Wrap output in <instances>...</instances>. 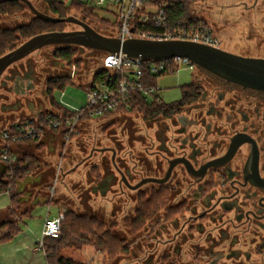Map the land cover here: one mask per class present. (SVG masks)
I'll return each mask as SVG.
<instances>
[{
  "label": "flooded vegetation",
  "instance_id": "flooded-vegetation-1",
  "mask_svg": "<svg viewBox=\"0 0 264 264\" xmlns=\"http://www.w3.org/2000/svg\"><path fill=\"white\" fill-rule=\"evenodd\" d=\"M219 9L239 53L221 49L264 60V0ZM22 60L0 78L1 123L23 118L54 78ZM197 72V97L158 114L115 113L100 131L106 139L79 160L92 172L80 198L97 200L95 218L122 242L126 253L114 259L124 264H264V90Z\"/></svg>",
  "mask_w": 264,
  "mask_h": 264
},
{
  "label": "built area",
  "instance_id": "built-area-1",
  "mask_svg": "<svg viewBox=\"0 0 264 264\" xmlns=\"http://www.w3.org/2000/svg\"><path fill=\"white\" fill-rule=\"evenodd\" d=\"M88 8L112 11L119 24L117 33L112 36L121 41L142 39L150 41H187L220 48L219 39L203 21L192 26L169 28L166 24L164 9L167 3L162 0H75ZM112 7V9H110ZM135 22V23H134ZM136 24L150 26L144 30L134 28ZM99 68L93 77L105 73L106 77L93 83V77L86 91V101L79 108H64L69 113L54 109L43 114L29 115L15 120L0 130V163L5 167L14 166L18 158L12 152V145L24 142H38L46 129L64 133L63 150L80 135V124L84 120H100L115 113H127L131 110L130 101L135 97L146 103L161 104V89L158 86L160 76L169 71L178 72L181 67L197 73L193 63L185 57L175 56L168 59L148 60L132 58L121 51L114 55L103 52ZM93 84V86H91ZM51 188V194L54 192ZM63 214L51 220H45L42 226V238L38 249H43L45 238L57 239L61 232Z\"/></svg>",
  "mask_w": 264,
  "mask_h": 264
},
{
  "label": "trees",
  "instance_id": "trees-1",
  "mask_svg": "<svg viewBox=\"0 0 264 264\" xmlns=\"http://www.w3.org/2000/svg\"><path fill=\"white\" fill-rule=\"evenodd\" d=\"M199 0H162L167 3V7L164 9L166 24L169 28H177L183 26L197 25L203 23L202 20L192 17L190 15V5ZM51 13L57 19H65L70 16L72 11H76L81 14L84 19H89L98 23L106 24L117 28L119 25L117 21L113 23L108 22L105 19L100 18L95 10L88 8L83 4H80L73 0L69 7L64 6L63 3L58 0H45ZM22 9V5L18 2H6L0 6V13L14 14ZM135 23V22H134ZM65 23H50L41 19L31 20L27 25L16 29H0V57L4 54L14 50L16 48L12 36H19L24 40H28L36 35L49 32H62L64 30ZM134 28H141L144 30L150 29V26H141L136 24ZM61 62H67L72 64V57L74 56V50L71 48L58 50L55 53ZM76 63V62H75ZM174 71H169L160 76V78L173 75ZM106 77L105 73L99 72L93 77V83L103 80ZM72 85L68 77H54L47 83V96L49 98L50 105L53 109L61 110L65 114L69 112L59 105L54 97L53 92H62L65 88ZM93 86V84L91 85ZM199 88L194 85L185 86L181 90L180 101L166 105L165 103L154 104L146 103L142 98H133L129 105L131 110L126 114L132 113H153L158 114L167 110L173 109L177 104L184 103L190 98L198 96ZM38 164V159L33 155H25L14 166L6 167L3 175V180L0 181V194L9 193L12 209L16 206V197L11 192L15 182L21 181L25 176L31 174ZM3 229L8 230L6 236L1 235ZM13 233L11 224H5L0 227V243L8 241ZM93 248L98 252L103 260H109L114 258L118 254L126 253L122 242L114 238L109 229H106L103 223L97 218L91 217L87 214L79 215L73 211H66L63 214V220L61 222V232L57 239L45 238L43 241V251L46 255L47 264H86L84 262L76 261L70 256L63 254L66 250H81L83 248Z\"/></svg>",
  "mask_w": 264,
  "mask_h": 264
},
{
  "label": "crops",
  "instance_id": "crops-1",
  "mask_svg": "<svg viewBox=\"0 0 264 264\" xmlns=\"http://www.w3.org/2000/svg\"><path fill=\"white\" fill-rule=\"evenodd\" d=\"M29 22L25 24H28ZM56 63L58 65L62 64L59 63V61L55 62V64ZM98 68L94 71L92 70L90 77H88V81L83 83L84 85L80 86L74 83H72V85L79 86L87 91L88 85L92 80L93 73L97 71ZM76 75L77 71L73 70L71 77H75ZM56 77H62V75ZM67 88H65L62 92H53V97L59 105H62L65 108L73 109L79 108L85 103L81 104L69 98L66 95ZM45 105H48L50 108L48 110L45 109ZM52 110L54 109L51 107L49 98L46 95L40 102L32 104L28 108V111L23 113L21 117L23 115L43 114ZM113 115L104 118L103 122L105 121L106 123L111 120ZM15 120H18V118ZM93 121L94 120H84L81 122L80 131L82 134L84 132H90L91 128L94 127V122H100V120ZM11 122L12 121L0 122V130L4 126L9 125ZM98 123H96V127ZM74 142L75 141L73 140L71 145L63 150L64 133L62 131H52L50 129H46L43 132L42 138L38 142H24L12 145V152L18 160L25 155H33L38 159V164L31 174L25 176L21 181L15 182L11 191L16 197L15 208L12 209L11 207L9 193L0 194V196H5L7 198L4 202L5 204L0 206V227L5 224H11L13 229L11 238L8 241L0 243V264H47L46 255L43 249H38V243L41 241L42 234L41 237L37 236V232L32 225L33 223L31 224V219L33 213L42 208L45 212L43 218L39 219V221H41L42 229L45 220H51L59 214H64L67 211L62 207V202H64V200L55 198L58 192L56 190L57 183L60 181L62 185L61 190H64L66 186L65 184L68 183L69 178L75 173H78L80 170V172H82V176H80L79 179L80 181H84L86 179L88 180L92 176V172L89 173L88 168H85L83 164L80 165L79 163V160L84 156V154H86L84 147L82 149L81 146L78 145V151L74 152V148L72 147ZM1 166H3L4 169L1 171L0 181L4 179L3 175L6 170L4 164L0 163V167ZM66 168L67 170H65ZM53 186H55L54 192L51 194V188ZM90 199H92V197H90ZM84 206L87 209L89 208V211L92 212L91 214H87V212L84 214L98 218L94 209H92L94 208L93 205L88 202ZM7 234V229H3L1 231L2 236H6ZM85 249L87 252L84 254H91V257L84 263L92 264L96 258H102L101 255L93 248L86 247Z\"/></svg>",
  "mask_w": 264,
  "mask_h": 264
},
{
  "label": "rangeland",
  "instance_id": "rangeland-1",
  "mask_svg": "<svg viewBox=\"0 0 264 264\" xmlns=\"http://www.w3.org/2000/svg\"><path fill=\"white\" fill-rule=\"evenodd\" d=\"M58 1L63 3L64 6L66 7H69L73 2V0H58ZM33 2L39 11L43 12L47 10L46 5L44 4L43 0H33ZM222 2L223 0H199L197 2H194L190 5V8H189L190 15L192 17H195V18H198L204 21L205 23H207V25L212 30H214L213 33L219 39L220 48L229 50L234 53L236 52L239 53V51H237L238 50L237 47L234 46V41H235L234 32L229 33L228 30L227 32H224V30H222V28L219 27L220 26L219 17L221 15V10L219 9V6ZM98 9H104V8H98ZM98 9H95V13L100 18L105 19L110 23H113L115 21L114 14L112 13V11L110 10L101 11ZM110 9H112V7ZM70 15L75 16L76 18L80 20H83L90 27H92L94 30H96L97 32L101 34L112 36L117 33L116 28L110 26V24H108L109 26L107 27L106 24L98 23V22H95L89 19H84L83 16L77 13L76 11H72ZM34 19H37V18L28 10V8L22 7L20 11H17L16 13L11 14V17L1 16L0 17V27L5 28V30L7 29L12 30V29H16L15 27L17 25L25 24ZM215 22L217 23V25L214 24ZM64 27L67 31L80 30V28L74 24H65ZM12 37H14L15 39V41L13 42L16 47L26 41L17 35L12 36ZM69 48L74 50V56L72 57V64L70 65L67 62H61L57 57H55V54L52 52V49H53L52 47H44L42 48L41 51H38L36 53L33 52L21 62L23 63V61H26V59L28 58L33 59L32 60L33 63L35 64V61L39 62L40 66L44 69V71L46 70L45 68L49 70L47 77L52 76V75H54V77L60 76V75L65 76V77L67 76L69 78V81H71V83H74L80 86L84 85L83 83H86L88 81V77H90L92 70L94 71L95 69L99 67L103 52L98 51V50H90L86 48H81V47H74V46H71ZM63 49H67V48H63ZM57 61H59V63H62V64L60 65H58L57 63L55 64V62ZM73 70L77 71V75L75 77H71V73ZM201 76L202 74L200 72H197L195 74V78L201 77ZM195 80H194V71L189 70L187 67H181L178 70V72L174 73L173 75L166 76V77L159 79L158 86L161 89L160 96H161L162 102L168 105V104H172V103H176L180 101L181 96H182L181 94L182 88L185 86L191 85V83ZM66 95L69 98L81 104L86 101V90L79 86L70 85L66 89ZM49 108L50 107L48 105H45V109L48 110ZM132 114H135V113H132ZM23 118L25 117L23 116ZM23 118H20V119H23ZM113 119L111 118V120L109 121H112ZM109 121H107L106 123L105 121L104 122L101 121L99 123L94 122V125H93L94 127L91 128L90 132L89 131L88 133L84 132L83 134L82 132H80V135L73 139L75 141L72 145V147L74 148V152L78 151V145H80L82 149L84 147L85 153L88 154L93 143L97 139H100V138L106 139L109 132L108 131L103 132L102 133L103 136H102L100 134L101 133L100 131L104 130L108 126V123H110ZM96 123H98L97 127H96ZM106 142L107 141H104V143ZM70 145L71 143L67 146V148ZM65 170H67V168ZM80 171L78 173H75L69 178L68 183L65 184L66 186L64 190H61L62 188L61 182L59 181L57 183L56 190L58 192L55 198L64 200V202H62V207L64 210H67V211L74 210L73 212L79 215L84 214L85 212H87V214H91L92 212L89 211L90 209L89 208L87 209L84 205L87 204L88 202L91 205H93L95 201L97 200L92 198L90 199V201H84L80 198V194H81L80 192L82 191L78 185L80 181L79 180L80 176H82V172ZM6 199L7 198L5 196H0V206L5 204L4 202ZM44 214H45L44 210L40 208L33 213V216L31 219L32 220L31 224L33 223L32 225L34 226L37 232V236L39 237H41V230H42L41 221H39V219L43 218ZM83 249L84 250L81 249L79 251L66 250L63 252V254L65 256H70L76 261L87 262L90 259L91 254H88V255L84 254L87 252V250L85 248ZM92 264H124V261L115 260L114 258H110L109 260H103V258L99 257V258H96V260H94Z\"/></svg>",
  "mask_w": 264,
  "mask_h": 264
},
{
  "label": "water",
  "instance_id": "water-1",
  "mask_svg": "<svg viewBox=\"0 0 264 264\" xmlns=\"http://www.w3.org/2000/svg\"><path fill=\"white\" fill-rule=\"evenodd\" d=\"M3 1H20L38 19L50 23L74 24L80 30L43 33L26 40L14 50L0 57V78L9 66L44 47L60 46L61 48H69L74 46L107 52L112 55L115 52L118 55V52L121 51L132 58L148 60L181 56L188 58L196 69L215 75L227 82L244 88L264 90V60L244 58L221 48L187 41H150L142 39L121 41L115 37L102 35L74 16L57 19L39 12L29 0ZM3 169L4 167L1 166L0 174Z\"/></svg>",
  "mask_w": 264,
  "mask_h": 264
}]
</instances>
